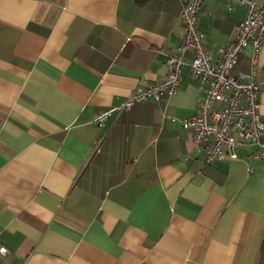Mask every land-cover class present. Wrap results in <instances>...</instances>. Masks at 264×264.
Instances as JSON below:
<instances>
[{
    "label": "crops",
    "instance_id": "0c3cea01",
    "mask_svg": "<svg viewBox=\"0 0 264 264\" xmlns=\"http://www.w3.org/2000/svg\"><path fill=\"white\" fill-rule=\"evenodd\" d=\"M181 5L0 0L4 264H264V162L243 144L236 159L205 164V145L180 125L203 95L186 66L174 95L93 123L163 80ZM245 15L203 0L197 25L215 62ZM252 57L247 46L233 73L249 80ZM255 60L264 119V42Z\"/></svg>",
    "mask_w": 264,
    "mask_h": 264
},
{
    "label": "built area",
    "instance_id": "2783aa9c",
    "mask_svg": "<svg viewBox=\"0 0 264 264\" xmlns=\"http://www.w3.org/2000/svg\"><path fill=\"white\" fill-rule=\"evenodd\" d=\"M224 1L227 6L245 5L246 15L236 27L235 38L221 48V57L217 62L204 46V33L197 25L203 0H181L178 18L183 24V35L177 51L166 60L167 72L163 80L137 86L123 104L99 111L93 120L94 125L104 127L107 118L116 109L127 110L138 102L158 101L174 95L182 79V69L186 66L189 76L198 82L203 95L198 100V111L180 120V125L192 132L196 143L205 145V164H213L226 157L236 159L237 149L243 144L253 145L255 149L251 157L264 162V119L259 113L260 89L254 81L255 59L264 42V2ZM247 46L253 49L249 80L244 74L233 73L238 58ZM185 52L192 53L188 63L182 58ZM8 252L0 240V264H4Z\"/></svg>",
    "mask_w": 264,
    "mask_h": 264
}]
</instances>
